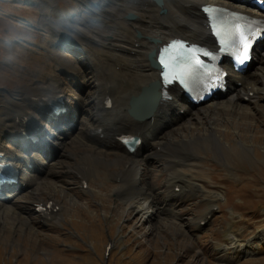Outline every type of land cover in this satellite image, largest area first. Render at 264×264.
<instances>
[{
    "label": "rangeland",
    "instance_id": "374dc122",
    "mask_svg": "<svg viewBox=\"0 0 264 264\" xmlns=\"http://www.w3.org/2000/svg\"><path fill=\"white\" fill-rule=\"evenodd\" d=\"M119 1L0 0V130L13 122L10 114L14 117L16 109L12 107V98H23L47 83L45 90L52 91L50 86L56 79L60 94L54 98L60 96L70 109L68 115L66 112L65 117H59L57 123L62 124L55 123L54 127L48 125L46 115L30 112L40 127L35 151L43 154L42 143L50 149L38 158L44 168L40 173L35 167H21L18 175V180L30 175L37 178L33 186L37 197L33 198V188L18 185V194L0 206V264H226L251 247L261 251L260 260H246L242 264H264V98L260 92L264 60L253 64L248 72V81L259 91L251 102L241 103L229 96L211 100L191 108L187 115L150 137L152 146L148 151L140 148L136 157L140 164L138 192L128 199L119 196L120 192L113 191L122 184L109 175L117 173L127 159L114 165L116 156L124 155L121 149L110 150L102 142L87 139L89 116L85 106L77 101L80 92L61 69H56L59 61L71 60L84 79H97L98 75L105 79L103 75L112 69L114 61L94 63V70L89 58L97 56L100 60L102 54L109 56V39L122 41L118 35L126 23L122 22L130 19L125 18L129 12L124 14L116 9ZM106 15L116 17L118 23L114 24ZM106 22L112 24L110 28ZM135 33L131 43L139 40ZM61 36H67L69 46L55 42ZM69 41L77 42L80 48L73 49ZM50 42L56 46L52 47L55 44ZM82 46L87 52L79 50ZM145 55L146 52L144 58ZM125 70L119 76L106 74L107 80L115 83L123 77V81L133 84L134 74ZM29 96L32 100L33 94ZM57 131L64 136L60 143L52 140ZM215 136L217 144L207 140ZM176 142L186 148L189 160L183 163L185 153L184 159L176 157L183 164L170 170L169 162L173 164V159L162 148L161 152L157 150L164 143L175 146ZM1 144L8 151L27 157L33 153L30 147L36 146L31 144L26 147L30 148L27 152L21 153L20 147L6 135ZM96 159L103 160L105 166L96 165ZM89 160L94 162V172L85 181L91 191L80 186L81 176L76 173L77 166ZM176 170L190 177V186L200 185L201 189L173 199L176 186L181 188L180 183L183 184V177ZM226 180H237L235 185L225 184L226 193L231 191L234 195L240 189L246 196L235 195L237 199L231 202L238 206L242 201L244 210L240 214L217 202L224 196L221 194ZM168 182L174 183L173 187ZM185 187L181 191L188 190ZM208 196H217L219 207L212 215L213 221L197 226L196 220L205 209L203 199ZM150 197L153 199L146 205ZM47 199L58 201L64 208L59 219L54 218L56 221L39 223L31 203ZM140 199L148 210L140 209ZM218 233L220 237L216 236ZM229 235L235 239L233 244ZM209 251L214 253L210 255ZM207 256L220 262L207 260Z\"/></svg>",
    "mask_w": 264,
    "mask_h": 264
},
{
    "label": "bare ground",
    "instance_id": "6f19581e",
    "mask_svg": "<svg viewBox=\"0 0 264 264\" xmlns=\"http://www.w3.org/2000/svg\"><path fill=\"white\" fill-rule=\"evenodd\" d=\"M237 1L241 0H160L159 4L154 0H120L119 4H115L117 10L124 12V14L129 12L133 15V18L130 20L122 19L123 24L126 22L122 27L123 32L118 34L122 36V41L117 42L114 38L109 39V43L106 47V50L111 52L109 53V56L102 54V59L99 60L98 57L95 56L92 59L89 58V61L91 64H93L92 68L94 70L97 69V65L94 63H97L98 65H104L107 62L110 63L114 61L112 69H108L106 74L112 77L114 73H117L119 76V74L124 72L126 69L125 71H130V73H133L135 76V81L133 84H130L129 81L125 80L124 82L122 79L123 77L118 78L115 83H111L107 80L105 73L103 75L105 79L103 80L99 78V75L97 76V79H84L82 72L72 64L71 60L63 59L59 61V63L57 61L58 66H56V69H61L62 73L66 75L73 84H75L76 88L80 92L77 101L79 103L81 102V105L85 106L87 109H85V113H87L89 116L85 128V135L87 139L92 140L91 137L93 139H97L94 135V132L102 127V133L104 134V139L102 142L112 146L115 143L119 144L116 138L121 133H123V130L124 132L132 131L140 138V146L138 148H145L146 151H148V149L152 146L150 137L155 136V134L160 132L169 123H173L177 119H181L183 116L187 115L190 111V108L189 106H185L181 103V98L176 88L169 87L168 90L170 97L159 101L148 118L141 121H136L129 117L126 112V102H128L129 98L132 95L138 94L141 88L146 86L148 83L158 79V71L150 68L146 63L144 58L145 52L146 55L151 49H153L155 53L159 52L162 49V44H165L168 39L173 37H181L190 42L201 43L209 47L214 46V49H216L215 42L212 36L209 34V25L207 24L206 18L199 7L206 3L230 6L232 2ZM242 4L247 7L249 4H251V1L249 0L248 2H243ZM159 9H161V14H158ZM237 10L241 11L239 8ZM106 18L110 19L114 24H117L119 21L116 17H112L111 15H106ZM106 25H108L110 28L112 24L106 22ZM219 28L224 34L222 39H225L228 42L233 33L232 29L230 27L224 26H220ZM134 32H138L140 37L137 42L131 43L133 41L132 35H134ZM66 37L67 36H61L55 42L57 44H67ZM149 38H155L157 41L154 43L147 42V39ZM127 40H129V42ZM136 43H138L137 47ZM76 44L78 43L74 41L73 45ZM67 46L69 45L67 44ZM82 47L83 52L86 51V48L84 46ZM168 53H173V49L169 48ZM113 58L115 60H113ZM262 60H264V44L261 45V48L256 52L253 64H260ZM100 72L101 71H99V73ZM250 77L251 75L246 72L243 74H229L227 76L229 90L225 94L232 99L234 98L236 101H251V99L254 98L259 91L255 89L254 83L248 81ZM56 80L57 81L54 84H51L52 86H50V89H53L52 91L45 90V86L49 85L47 83L45 86L39 87V90L27 93L23 98H12V107L16 109L14 117L12 114H10L13 122H8L6 126L0 130V153L3 154L1 157L3 161L7 160L9 162L18 163L29 168L35 167L37 168L35 170H37L36 172L38 173L44 169L41 166V163L38 161V158L40 156L47 155L49 152L50 148L47 147V144H41L44 152L43 154H37L34 158L33 156L27 157L24 156V154L19 155L12 151H5V148L2 147L1 141L3 139V135H6L9 139L14 141V143H21V148L31 146V144L28 143L26 139L21 137L23 127L26 125L27 121L30 123V125L36 127L35 130H37L39 127L36 120H34L33 117H30V112L32 110L41 112L43 115L47 116V119H49L50 114L49 105L46 104L47 100L54 99L56 95L60 94L58 91L60 88V83L58 79ZM260 85L262 87L260 92L264 98V77L261 78ZM247 86H250V88L247 89ZM30 94H33L32 100H29ZM106 98L109 99L108 103L106 102ZM108 104H110V107ZM67 110L65 111V113L67 112L66 115L70 113V111ZM180 110H183L182 115L179 114ZM78 111H81V109ZM65 113L63 114V117H65ZM57 122H59V117L57 120H54L53 124ZM110 130H114V134L111 133ZM52 140H55L59 143L63 141L64 136L62 135V131H57L56 138ZM207 140L212 143L216 142L218 138L216 136L213 138L209 137ZM217 143L218 142L214 144ZM120 147L121 145H118L116 148L123 150V148ZM245 147L246 146L243 145V148ZM161 148L166 151L167 157H171L172 159L176 157L184 159L183 156L184 153H186L184 149L186 148L183 146L179 147L177 142L175 146L173 144L168 145L167 143H164L162 144ZM132 156L133 154H124L119 157L116 156V158L113 160L114 165H118L119 162L122 163L124 158H126L127 161L123 163V167L120 168L117 173L112 172L113 174L109 175V177L112 176L113 179L117 175L121 176V182L124 183L125 186L121 187L120 189L116 188L115 191L120 192V196L122 195L124 198L134 194L132 185L138 182L137 176L139 174V167L138 163L132 158ZM169 163V169L171 170L174 168V164L171 162ZM95 164L98 166L101 164L102 167L105 166V162H103L101 159H96ZM93 167L90 164H87V162H84L82 165L77 166L76 173L80 174L81 179H87L94 172ZM174 172L175 171H172L171 173ZM173 176L174 179H176V174H173ZM36 182L37 178L33 175H30L27 178L23 176L19 184H24V187L30 189L33 188ZM170 182H168L169 185L173 187L174 183L171 184ZM180 185V191L182 188H186V185H183L182 183H180ZM87 188L89 189L88 185ZM33 190V198H36V187H34ZM7 196H10L9 192ZM4 202L5 199L0 202V206L5 205ZM33 202H35L31 203V205L34 204L33 207L40 203L38 200ZM46 203L47 202L45 201L43 205ZM44 210L45 209H40L42 213ZM58 216L59 214L54 215L52 218L57 219L59 218Z\"/></svg>",
    "mask_w": 264,
    "mask_h": 264
},
{
    "label": "water",
    "instance_id": "95a60500",
    "mask_svg": "<svg viewBox=\"0 0 264 264\" xmlns=\"http://www.w3.org/2000/svg\"><path fill=\"white\" fill-rule=\"evenodd\" d=\"M156 1L159 2V0ZM156 41L157 40H155L154 42ZM154 57H155V52L151 51L148 54V59L153 66H156ZM151 89L152 90L148 91L151 94V97L149 98L145 94V89H142L136 96L130 99L129 101L130 111L136 118L144 119L151 114L155 102L158 98L159 82L155 81L152 84Z\"/></svg>",
    "mask_w": 264,
    "mask_h": 264
},
{
    "label": "snow or ice",
    "instance_id": "6c2138e0",
    "mask_svg": "<svg viewBox=\"0 0 264 264\" xmlns=\"http://www.w3.org/2000/svg\"><path fill=\"white\" fill-rule=\"evenodd\" d=\"M205 12H207V9H204ZM233 17H236L237 14H232ZM242 18V17H241ZM243 19V18H242ZM264 23V22H261ZM236 31L239 33V45L241 46V52L240 54L236 57V60L239 64H244L248 59H249V54H250V48L252 46V43L255 39L259 38V36H264V31H261L259 33L254 32V31H249L247 34L245 32H241L240 27H236ZM221 44L227 45V40L222 39ZM181 47L183 45L181 44ZM222 50L226 51L227 47L223 48ZM161 64L164 65V68L168 69L170 68V65L164 60L161 59L160 61ZM201 61L199 59L196 60V64H200ZM166 83H171V80L166 79Z\"/></svg>",
    "mask_w": 264,
    "mask_h": 264
}]
</instances>
